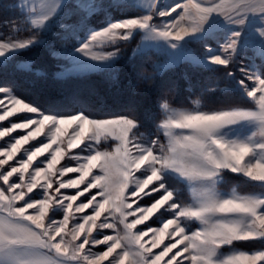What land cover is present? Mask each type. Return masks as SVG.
<instances>
[{"label":"snow or ice","instance_id":"6c2138e0","mask_svg":"<svg viewBox=\"0 0 264 264\" xmlns=\"http://www.w3.org/2000/svg\"><path fill=\"white\" fill-rule=\"evenodd\" d=\"M0 264H264V0H0Z\"/></svg>","mask_w":264,"mask_h":264},{"label":"trees","instance_id":"16d2710c","mask_svg":"<svg viewBox=\"0 0 264 264\" xmlns=\"http://www.w3.org/2000/svg\"><path fill=\"white\" fill-rule=\"evenodd\" d=\"M129 14L132 15L135 13L130 12ZM29 56L36 60L37 67H45L49 70V72H51V70L54 68L53 60L47 58V54L43 49L35 50L30 53ZM156 58L157 57L155 56L152 57V59ZM8 78L12 79V76L9 75ZM16 78L22 85L21 92L23 93L24 88L27 87L26 85H23V77L18 75ZM123 80L124 77L122 76V81ZM73 84L80 87L83 98L89 100L94 107H99L102 103L106 104L108 107H111L113 105V94L109 91V86L103 81L100 76L90 75L89 79L74 81ZM43 87L46 89V91L43 93H37L36 90H31L33 92L32 98L37 99L41 104H47L52 100L65 99L70 95L71 92V89L65 88L63 85L54 82L51 79H49V81L45 85H43ZM90 89H95L98 93V96H91L89 94ZM186 95V93H181L180 97H178L176 100L177 106L180 105V102L184 100V97ZM141 102L146 103L142 100V98ZM184 106L187 107L188 105L185 103Z\"/></svg>","mask_w":264,"mask_h":264},{"label":"rangeland","instance_id":"374dc122","mask_svg":"<svg viewBox=\"0 0 264 264\" xmlns=\"http://www.w3.org/2000/svg\"><path fill=\"white\" fill-rule=\"evenodd\" d=\"M131 13H132V12H131ZM135 43H136V42H133V44L129 46V49H128L129 52L131 51V48L135 46ZM53 64H54V66H55L56 62L53 61ZM68 67H70V65H69ZM149 223H151V221H149Z\"/></svg>","mask_w":264,"mask_h":264}]
</instances>
